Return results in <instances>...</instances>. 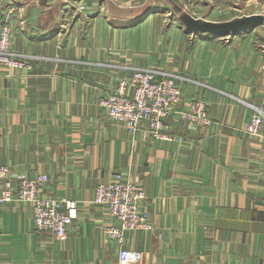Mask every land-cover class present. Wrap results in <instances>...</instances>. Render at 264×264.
Segmentation results:
<instances>
[{"label": "crops", "instance_id": "crops-1", "mask_svg": "<svg viewBox=\"0 0 264 264\" xmlns=\"http://www.w3.org/2000/svg\"><path fill=\"white\" fill-rule=\"evenodd\" d=\"M0 0L15 6L13 51L29 67L0 65V164L14 180L48 173L51 195L80 209L68 238L36 231L30 203H0V264H122L105 236L97 185L122 172L138 181L154 231L137 229L127 264H264V138L246 131L264 103V25L219 35L179 19L264 14V0ZM133 67L179 75L183 99L166 119L185 140L127 129L100 98ZM210 124L181 118L192 97Z\"/></svg>", "mask_w": 264, "mask_h": 264}, {"label": "built area", "instance_id": "built-area-1", "mask_svg": "<svg viewBox=\"0 0 264 264\" xmlns=\"http://www.w3.org/2000/svg\"><path fill=\"white\" fill-rule=\"evenodd\" d=\"M15 6L0 12V65L9 68L29 67V61L12 49ZM183 99L179 75L161 72L154 68L133 67L118 79L116 88L105 93L99 101L102 110L113 120L131 131L145 129L152 138L164 141H184L182 135L169 130L166 119ZM252 113L246 131L254 137L264 138V103H249ZM181 118L194 125L210 124L207 103L192 97ZM51 183L48 173H38L14 180L8 165L0 164V203H30L36 231H47L58 240L68 238L69 231L79 215L78 200L47 191ZM148 196L141 184L122 172L115 179L97 185L93 202L106 208L109 221L104 226L105 236L119 245L122 264L139 262L144 257L141 250L125 245L127 234L141 229L155 230V223L145 207Z\"/></svg>", "mask_w": 264, "mask_h": 264}, {"label": "water", "instance_id": "water-1", "mask_svg": "<svg viewBox=\"0 0 264 264\" xmlns=\"http://www.w3.org/2000/svg\"><path fill=\"white\" fill-rule=\"evenodd\" d=\"M57 1L59 0H55L54 3ZM179 19L192 32L219 35L238 33L264 25L263 13H253L225 21H214L195 17L187 11H182Z\"/></svg>", "mask_w": 264, "mask_h": 264}, {"label": "rangeland", "instance_id": "rangeland-1", "mask_svg": "<svg viewBox=\"0 0 264 264\" xmlns=\"http://www.w3.org/2000/svg\"><path fill=\"white\" fill-rule=\"evenodd\" d=\"M256 36L258 38L259 46L264 48V28L263 30H258V32H256Z\"/></svg>", "mask_w": 264, "mask_h": 264}]
</instances>
